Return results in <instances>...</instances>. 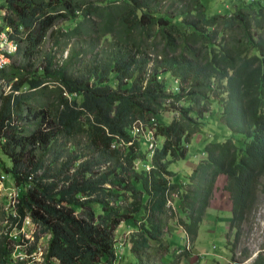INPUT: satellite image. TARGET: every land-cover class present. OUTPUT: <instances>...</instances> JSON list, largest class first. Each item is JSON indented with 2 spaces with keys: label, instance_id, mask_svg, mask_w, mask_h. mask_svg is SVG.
<instances>
[{
  "label": "trees",
  "instance_id": "16d2710c",
  "mask_svg": "<svg viewBox=\"0 0 264 264\" xmlns=\"http://www.w3.org/2000/svg\"><path fill=\"white\" fill-rule=\"evenodd\" d=\"M1 9L17 51L0 71V175L18 193L0 228V264H139L136 255L165 242L174 193L193 238L206 209L202 185L183 191L170 168L189 158L198 134L205 159L188 180L209 176L207 190L225 176L240 232L256 194L264 197V0H224L210 16L203 0H5ZM84 37L105 48L81 71L71 69L76 53L62 67L55 52L31 71L14 61L28 63L48 38L66 47ZM211 107L231 131L224 140L204 139ZM25 219L36 228L32 242L20 232ZM120 224L138 230L127 263L117 255ZM43 237L40 262L12 256L28 243L29 257Z\"/></svg>",
  "mask_w": 264,
  "mask_h": 264
},
{
  "label": "rangeland",
  "instance_id": "374dc122",
  "mask_svg": "<svg viewBox=\"0 0 264 264\" xmlns=\"http://www.w3.org/2000/svg\"><path fill=\"white\" fill-rule=\"evenodd\" d=\"M207 6V15L216 14L218 11L223 10L224 0H203ZM66 24L60 22L57 24V28L66 29ZM72 25H70L71 27ZM88 37H84L80 40H71L66 47H63V44L60 46H55L51 38H48L43 46L40 48V52L31 57L27 63L26 59L20 57L15 58L14 61L16 66H23L26 70L31 71L35 69H40L43 61V54L47 52H55V64L58 67H62L64 62L68 60L73 54H77L76 62L71 68L74 71H81L85 66L89 65L96 57L100 59L103 54L102 49L105 48L104 41L100 40L96 44L92 45ZM66 42L63 38L61 43ZM63 50V51H62ZM12 61V60H11ZM10 61V63H11ZM2 81H0L1 83ZM171 86L176 85L174 80L170 82ZM51 87V86H50ZM9 87H3L2 90L4 94L8 93ZM170 90V88L168 89ZM39 99L44 100L41 96ZM210 116V118H209ZM206 121L202 120V123L205 126V135L204 139L210 137L217 140H224L225 136H229L230 132L227 129L222 128L221 123V111L216 107H211L207 113L204 114ZM201 141V136L195 135L192 139V144L188 151L189 158H185L182 161H177L170 169L173 173L178 174L181 177V189L187 193L190 191H195L197 180H188V175H191L193 171L200 165L205 157L201 155L198 147L196 146ZM0 158L6 160V157L2 155L0 151ZM136 168H140V164L136 162ZM146 170L149 168L145 167ZM183 179H187L186 182ZM224 179L219 175L216 177L212 189H204L201 191L203 201L206 203V209L204 215L201 218L198 232L193 236H190L189 233H185L183 225L180 223L182 221L185 224H190V214L188 208L185 206L178 205L179 198L174 193L171 198L168 200L167 207L169 211L164 217V224L166 227L163 228V239L159 245H151L149 250L141 253V255H136L139 264H210L212 262L218 263H227L232 260V264H253L257 257L264 258V197L261 193H257L255 208L251 213L245 216V221L241 225L240 232L237 229L232 228L231 220L228 224L227 220L230 219L229 215L226 213L222 216L218 213L219 210L224 212V208H228L227 203V193L224 192L223 188ZM264 182V179H262ZM8 185V186H7ZM1 188L0 184V228L6 229L9 227V222L7 216L10 212L13 211L14 207L12 206L13 201L10 199L8 193L3 191V188L14 186L12 181L7 180L3 182ZM217 189V190H216ZM208 190L211 191L208 194ZM231 208L229 209V214ZM220 216L223 221L218 222L214 219ZM233 217V216H231ZM26 219L21 234L24 236V241L28 240L33 241V235L36 231L34 225ZM139 224V223H138ZM6 225V226H5ZM5 226V227H4ZM120 224L115 231V237H117L118 249L117 255L123 257L125 263L130 262L133 259L131 252L129 251V239L131 235L135 234L134 228H128L124 231ZM4 230V229H3ZM2 231V230H1ZM138 232V230H137ZM215 232V234H214ZM1 233V232H0ZM18 234V233H15ZM239 235L238 240L236 241V235ZM220 235L225 236L226 247L224 248L225 242ZM48 237H43L38 240L36 243L37 249L36 252L32 253L29 257L26 254L25 245L23 248L16 246L13 248L12 256L16 259L19 258L25 259L33 256L31 259L32 262H40L41 255L39 250L45 249L46 241ZM166 240L169 242L167 243ZM214 246V249L212 248ZM248 252V257H243V252Z\"/></svg>",
  "mask_w": 264,
  "mask_h": 264
},
{
  "label": "built area",
  "instance_id": "2783aa9c",
  "mask_svg": "<svg viewBox=\"0 0 264 264\" xmlns=\"http://www.w3.org/2000/svg\"><path fill=\"white\" fill-rule=\"evenodd\" d=\"M10 31L4 32L0 30V71L5 69L11 61V56H13L17 51V42L9 37ZM148 149H152V143L148 145ZM5 177L0 175V182H3ZM10 199L13 201V207L17 204V193L16 191H7ZM30 224V221H29ZM32 225V224H31ZM33 226V225H32ZM22 230V228H21ZM43 253V249L39 250V254ZM34 258L33 256L31 259ZM20 260V259H19ZM22 260V259H21Z\"/></svg>",
  "mask_w": 264,
  "mask_h": 264
},
{
  "label": "crops",
  "instance_id": "0c3cea01",
  "mask_svg": "<svg viewBox=\"0 0 264 264\" xmlns=\"http://www.w3.org/2000/svg\"><path fill=\"white\" fill-rule=\"evenodd\" d=\"M4 1L5 0H0V30H3L4 32H9L10 31V34H11V29H10V27H7V26H4L3 25V23H2V18L4 17V15L7 13L6 11H5V9H1V7L3 6V4H4ZM2 26V27H1ZM9 34V35H10ZM0 142L1 143H3L4 142V139L2 138V137H0ZM2 175H4L5 176V180L3 181V182H5V181H7V180H10V178L8 177V176H6L5 174H2ZM226 177L225 176H222V179H224L225 180V182L223 181V185H225V183L227 182V179H225ZM11 181V180H10ZM3 182H0V184H1V188L2 187H4L3 186ZM12 183H13V181H12ZM8 186V185H7ZM3 191L5 192H7V191H16V193H18V189L15 187V185L14 186H10V187H5V188H3ZM258 193H261V192H258ZM262 195H263V193H261ZM227 195V203H228V208H224V212H221V210H219L218 211V213L222 216L223 214H227V215H229V217H230V219H228L227 221V223L229 224L230 223V220L232 219V205H231V202H230V200H229V196H228V194H226ZM256 196H257V194H256ZM231 208V212H230V214H229V209ZM254 208H255V206H254ZM26 220V219H25ZM218 221V222H221V221H223V219H222V217H220V216H217L215 219H214V221ZM231 224H232V228H235L234 227V225H233V223H232V220H231ZM24 226V225H23ZM122 227V226H121ZM196 232H198V229H197V231ZM135 233H136V231H135ZM185 233H187V232H185ZM214 234H215V232H214ZM220 237H222L223 238V242H225V245H224V248L226 247V240H225V236L224 235H220ZM129 248H130V244H129ZM213 249H214V246L212 247ZM43 249V248H42ZM43 251H44V249H43ZM262 258V257H261ZM263 259V262L262 263H260V264H264V258H262ZM228 262H232V260H230V261H228ZM227 262V263H228Z\"/></svg>",
  "mask_w": 264,
  "mask_h": 264
},
{
  "label": "clouds",
  "instance_id": "9594fccd",
  "mask_svg": "<svg viewBox=\"0 0 264 264\" xmlns=\"http://www.w3.org/2000/svg\"><path fill=\"white\" fill-rule=\"evenodd\" d=\"M217 176H219V175H217ZM221 177L223 176V175H220ZM210 179V177L209 176H203V174L202 173H199L197 176H196V180H197V182H200L201 183V185H202V190H204L205 188H203L204 187V185H203V183L206 181V180H209ZM216 179V178H215ZM213 188V187H212ZM217 190V189H216ZM231 202V201H230Z\"/></svg>",
  "mask_w": 264,
  "mask_h": 264
}]
</instances>
